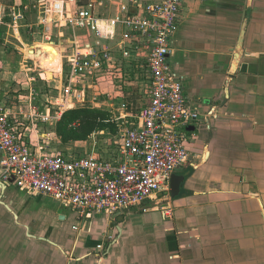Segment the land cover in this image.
<instances>
[{
    "label": "crops",
    "instance_id": "1",
    "mask_svg": "<svg viewBox=\"0 0 264 264\" xmlns=\"http://www.w3.org/2000/svg\"><path fill=\"white\" fill-rule=\"evenodd\" d=\"M32 1L0 0V99L22 65L7 29ZM182 13L168 60L207 115L188 144L183 195L81 218L2 187L0 231L14 229L22 244L11 243L0 264H264V0H185ZM98 26L112 32V21ZM120 34L117 26L114 43ZM56 46L40 42L36 56L49 52L56 64Z\"/></svg>",
    "mask_w": 264,
    "mask_h": 264
},
{
    "label": "built area",
    "instance_id": "2",
    "mask_svg": "<svg viewBox=\"0 0 264 264\" xmlns=\"http://www.w3.org/2000/svg\"><path fill=\"white\" fill-rule=\"evenodd\" d=\"M184 1L129 0L107 18L93 1L39 0L37 25L45 31L54 25L59 35L66 30L68 36L66 68L62 60L55 98L60 109L54 115L50 105L38 111L30 104L28 114H19L0 101V181L48 197L81 218L135 206L144 210V204L167 196L172 174L188 161L187 128L199 120L168 60ZM12 17L23 14L13 12ZM100 20L112 21V32L104 34ZM117 26L121 34L114 43ZM101 80L142 87L138 106L120 91L107 92L106 111L118 129L107 132L106 151L48 149L49 131L43 128L63 111L84 106L86 85ZM101 132L106 130L92 134Z\"/></svg>",
    "mask_w": 264,
    "mask_h": 264
},
{
    "label": "rangeland",
    "instance_id": "3",
    "mask_svg": "<svg viewBox=\"0 0 264 264\" xmlns=\"http://www.w3.org/2000/svg\"><path fill=\"white\" fill-rule=\"evenodd\" d=\"M36 1L37 0H33L28 4L26 13H24L25 15H23L21 19L19 17L17 20L12 19L11 26H9L7 29V42L10 45V48L15 50V53H10L16 54L15 58L18 62H21L22 65L19 66L17 71L13 72L12 76H14L15 79H12L13 85L11 90H4L0 101L5 103L6 106L13 112L19 114H28L31 111L29 106L30 104L32 109L36 107L38 111L44 110L46 105H50L52 114L56 115V111H59L60 109L59 105L56 103L57 99H55L60 95V79L58 71L61 68L62 60L64 61V66L66 68V59L64 56L68 54V51H64L63 49L64 47L68 48L66 43L67 35L65 32L66 30L63 31V29L62 31L64 32L65 36L62 34V36L59 35V29L54 25H52L51 28L47 29L46 31L43 26L37 25L36 17L38 16V9L34 8L38 3H36ZM79 1L81 3L93 1L94 4H96L97 10L101 16L109 18L114 17L116 12L120 10L121 4H126L128 0ZM15 13H18V10H15ZM40 42H51L55 45H59L56 46L58 47L56 64L53 63L55 58H51L49 61V52L47 53L45 51L46 53H43L42 57L36 56V49L38 48L37 45ZM51 60L53 62H51ZM8 74L10 76L12 72L9 71ZM88 84L91 86L86 85V92L84 93V106L106 111V108H108L106 102L107 92L117 93L118 91H120L123 96L134 99V102L137 106L141 103V96L138 95V91L139 89H142V87L138 86V83L132 87H127L125 85L123 86L122 83H116L110 86V84L104 80H101L100 82L91 81V83ZM112 116L113 114L111 115V112L109 113L107 111L105 113L104 119H102V122L108 125L107 128H105L106 133L102 134L101 132L95 133L94 135L90 134L85 139L68 141L61 139L55 126L58 119L54 120L51 124H49L50 127L45 126L43 128L44 131H49V133H47L49 138V145L47 148L52 151L59 149L72 150L77 154L90 152L93 150L97 154H103L107 149L106 142L111 137L107 134V132L114 134L118 129L117 125L110 121ZM111 125L115 126V130L111 129ZM108 128H110V131L107 130ZM182 171H184V167H181L179 170H177V173H182ZM13 187L16 188L15 186H9V188ZM158 200L159 201H157V203L162 202V200ZM17 236V232L11 228L4 232L0 231V255L3 254L10 256L9 254L11 253H8L7 250L9 247L11 248L12 246H16L14 244L19 242L17 240H19L21 236ZM7 238H9V246L5 245ZM11 243L14 244L11 245ZM19 243L22 244L21 242ZM19 247H21V245H19ZM17 252L12 254V256L15 257ZM11 263L13 264V262L10 261L9 264Z\"/></svg>",
    "mask_w": 264,
    "mask_h": 264
},
{
    "label": "trees",
    "instance_id": "4",
    "mask_svg": "<svg viewBox=\"0 0 264 264\" xmlns=\"http://www.w3.org/2000/svg\"><path fill=\"white\" fill-rule=\"evenodd\" d=\"M106 112L107 111L105 110L101 111L87 106L67 109L62 112L61 116L56 121V130L64 141L85 139L93 132H96V130H105V128H107L108 125L102 122ZM111 126V129L115 130V126ZM107 130L110 131V128ZM192 171V167L188 166L184 168L182 173L185 174L187 178ZM183 193L184 189L182 188L180 195L177 198L183 195Z\"/></svg>",
    "mask_w": 264,
    "mask_h": 264
},
{
    "label": "water",
    "instance_id": "5",
    "mask_svg": "<svg viewBox=\"0 0 264 264\" xmlns=\"http://www.w3.org/2000/svg\"><path fill=\"white\" fill-rule=\"evenodd\" d=\"M189 129L193 130V127L190 126ZM185 180H186L185 174L177 173V172L173 173L172 176H171V179H170L168 195L165 196V197L159 198V199L162 200V201L176 199L180 195V192H181V190L183 188ZM7 186L8 185H6V184H4L3 182L0 181V189L2 187L5 188ZM157 201H159V200H157ZM151 202L145 204V207L153 206L154 204L151 203ZM154 203H157V202H154Z\"/></svg>",
    "mask_w": 264,
    "mask_h": 264
},
{
    "label": "flooded vegetation",
    "instance_id": "6",
    "mask_svg": "<svg viewBox=\"0 0 264 264\" xmlns=\"http://www.w3.org/2000/svg\"><path fill=\"white\" fill-rule=\"evenodd\" d=\"M191 101H192V100H191ZM192 103H193V105H194V106L197 108V110H198V118H199V120L197 121L196 124H194V125H190V126L193 127V130H190V129H189L190 126H188V128H187L188 134L190 135V138H189L188 144H190V143L192 142V139H193V137H194L193 134H194V131H195L196 127L199 126V123L201 122V120L204 119V118H206V116H207L206 114H204V113L198 108V106L196 105V103H195L194 101H192ZM188 144H187V149H188ZM188 152H189V150H188ZM189 159H190V153H189V155H188V161H187L186 164L184 165V168L190 166V165H188V164H189ZM186 165H187V166H186ZM168 201H170V200H166V201H163V202H168Z\"/></svg>",
    "mask_w": 264,
    "mask_h": 264
}]
</instances>
